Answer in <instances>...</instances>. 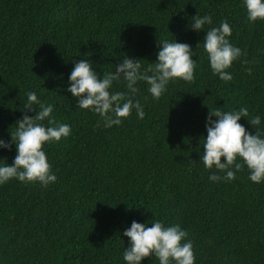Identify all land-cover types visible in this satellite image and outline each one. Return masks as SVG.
<instances>
[{
    "label": "trees",
    "instance_id": "16d2710c",
    "mask_svg": "<svg viewBox=\"0 0 264 264\" xmlns=\"http://www.w3.org/2000/svg\"><path fill=\"white\" fill-rule=\"evenodd\" d=\"M197 15L212 24L192 30ZM222 21L242 52L227 82L212 72L202 44ZM159 40L191 47L194 80L170 81L159 100L146 82L133 95L114 81L109 91L138 100L143 119L133 108L106 128L67 91L80 60L101 79L125 55L143 71L158 62ZM29 92L71 132L44 146L55 183L0 185V264H127L124 231L154 220L187 232L195 264H264V182H252L246 166L233 181L213 182L216 170L200 160L210 109L247 108L239 122L255 134L247 119L259 115L264 129V21L248 20L244 0H0V139L12 142ZM16 155L15 144L0 148L9 166Z\"/></svg>",
    "mask_w": 264,
    "mask_h": 264
},
{
    "label": "clouds",
    "instance_id": "9594fccd",
    "mask_svg": "<svg viewBox=\"0 0 264 264\" xmlns=\"http://www.w3.org/2000/svg\"><path fill=\"white\" fill-rule=\"evenodd\" d=\"M244 2L249 21H264V0ZM192 19L190 28L197 32L204 31L205 25L212 24V18L208 15H197ZM206 32L202 44L208 54L212 72L223 81H231L233 77L228 70L234 61L240 59L242 52L229 41L232 35L230 25L222 21L219 27H212ZM159 45L162 47L158 52V62L150 63L147 69L142 71L140 60L125 55L122 62L116 65L115 72H104L102 79L94 71L90 60L82 59L75 63L67 91L77 99L79 108L98 114L106 128L120 125L131 116L133 108L138 117L143 119L145 113L138 100L133 103L131 96L125 92L109 91L114 81L125 82L128 92L133 95L139 91L136 87L138 82H146L149 93L159 100L167 91L170 81L194 80L197 62L192 59L191 47L175 40H159ZM243 63L248 61L244 60ZM247 72L251 75V68ZM35 105L39 106V110ZM23 108V119L17 121L16 130L10 133L12 142L0 139V148L10 151L12 144L17 148V155L11 166L0 162V185L18 179L47 187L55 183L57 177L51 171L44 146L69 136L71 128L67 124L58 123L53 116V106L41 103L35 92L27 93V103ZM30 111L36 115L30 117L27 114ZM213 117L217 119L213 120ZM242 117H249L247 108L234 112H222L219 109L209 111L207 137L201 139L203 155L200 160L207 170H216L209 177L213 182L233 181L236 173L245 166L252 182H264V129L260 128L261 118L257 115L247 119L255 130L253 134L239 122ZM45 121L47 126L43 123ZM123 235L131 242V247L125 250L123 257L127 264H142V261L153 255L159 260V264H195L193 245L191 241L185 242L188 234L178 224L165 227L162 222L154 220L149 227L148 224L133 221Z\"/></svg>",
    "mask_w": 264,
    "mask_h": 264
}]
</instances>
